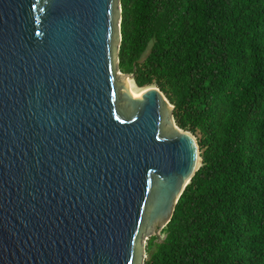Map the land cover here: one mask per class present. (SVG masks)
<instances>
[{
  "label": "water",
  "instance_id": "water-1",
  "mask_svg": "<svg viewBox=\"0 0 264 264\" xmlns=\"http://www.w3.org/2000/svg\"><path fill=\"white\" fill-rule=\"evenodd\" d=\"M121 19V0H0V264H145L201 167L164 94L132 96Z\"/></svg>",
  "mask_w": 264,
  "mask_h": 264
},
{
  "label": "trees",
  "instance_id": "trees-1",
  "mask_svg": "<svg viewBox=\"0 0 264 264\" xmlns=\"http://www.w3.org/2000/svg\"><path fill=\"white\" fill-rule=\"evenodd\" d=\"M121 8L120 71L164 94L202 158L145 264H264V0Z\"/></svg>",
  "mask_w": 264,
  "mask_h": 264
},
{
  "label": "rangeland",
  "instance_id": "rangeland-1",
  "mask_svg": "<svg viewBox=\"0 0 264 264\" xmlns=\"http://www.w3.org/2000/svg\"><path fill=\"white\" fill-rule=\"evenodd\" d=\"M133 82V81H132ZM134 85H133V88H134V90H135V92L136 91H138L139 90V88L135 85V83H133ZM196 138V137H195ZM166 235H165V233L162 231L161 232V235L160 236H158L159 237V239L160 240H163L164 239V237H165ZM147 243H148V241H147ZM143 244V254L146 256V260L148 259V257H149V255H150V253H153L155 250H156V246H153V247H151L150 248V253H149V250H148V244ZM155 243H158V240L157 241H155ZM145 260V261H146Z\"/></svg>",
  "mask_w": 264,
  "mask_h": 264
},
{
  "label": "bare ground",
  "instance_id": "bare-ground-1",
  "mask_svg": "<svg viewBox=\"0 0 264 264\" xmlns=\"http://www.w3.org/2000/svg\"><path fill=\"white\" fill-rule=\"evenodd\" d=\"M127 84L131 90V94L133 97H138L140 96L142 93L146 92L147 90H149L151 87H147V88H142L139 89L138 91L135 92L134 88H133V82L131 80H127Z\"/></svg>",
  "mask_w": 264,
  "mask_h": 264
}]
</instances>
